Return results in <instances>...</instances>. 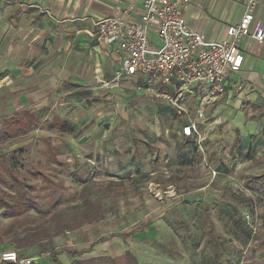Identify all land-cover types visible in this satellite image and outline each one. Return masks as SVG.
<instances>
[{"label":"crops","instance_id":"obj_1","mask_svg":"<svg viewBox=\"0 0 264 264\" xmlns=\"http://www.w3.org/2000/svg\"><path fill=\"white\" fill-rule=\"evenodd\" d=\"M249 1L190 0L183 14L191 30L208 41H222L227 39V28L238 22ZM143 2L0 0V135L7 137L3 135L2 123L5 120L24 113L31 125L51 122L49 127L56 129L61 139L58 141L56 136L49 135L42 142L47 141L55 152L58 167L65 164L69 172L93 173L96 175L93 181L114 183L109 188V195L114 197L119 209L125 207L127 201L139 202V196L145 198L144 187L152 190V184H157L154 188L167 184L164 179L175 175L171 167H166L168 162L170 166L173 164L171 153L174 149L175 155L179 152L183 161L187 150L189 159L195 154L190 149L195 144L181 137V142L177 139L175 148L171 147L169 138L157 128L158 121L150 125L140 115L131 120V111L136 107L148 113L152 111L156 116L158 107L161 113L173 111L164 102L153 101V97L137 93L135 86L140 82L139 77L115 80L120 67L116 47L96 38L98 19L119 15L131 8L128 19L138 23ZM254 2L251 31L257 22H264V0ZM240 50L243 55L241 69L229 75L226 95L210 108L207 122L201 127L204 126L208 132L230 131L240 140L236 150L243 158L239 165L244 174L243 189L255 197L253 199L258 205H264L260 193V187L264 186V46L244 37ZM232 110L243 111L246 122L243 131L229 124L218 127L211 124V119L219 117L223 111ZM171 127L173 132L175 123ZM18 134L20 132L11 137ZM229 148L231 150L232 145ZM220 149L216 144L208 152L209 157ZM3 156L0 153V158ZM194 178L192 176L191 180ZM252 178L256 179L255 185H246ZM212 179L205 180L199 188H189L187 199L195 198L193 192L209 189ZM130 181L133 192L123 194L120 191L122 183ZM161 189L157 191L161 197H155L159 201L170 197L167 192L163 197ZM148 201L145 198L143 203H139L147 206ZM149 213L146 208L142 212L131 211V214L126 212L120 216L117 213V216L122 223L129 215L133 216L127 219L130 225L123 226L126 228L124 231H131L137 221L145 225L151 223L154 219ZM117 216L112 220L114 223H118ZM103 222L71 232L65 240L69 244L65 249L71 252L88 248L92 243L88 239L91 232H95L98 239L106 238V234L111 232L107 233ZM118 234L123 233L117 231L115 236Z\"/></svg>","mask_w":264,"mask_h":264},{"label":"rangeland","instance_id":"obj_2","mask_svg":"<svg viewBox=\"0 0 264 264\" xmlns=\"http://www.w3.org/2000/svg\"><path fill=\"white\" fill-rule=\"evenodd\" d=\"M132 84L134 90V82ZM154 99L153 101L158 102V99ZM157 112L158 116L153 115L152 111L148 113L143 108L136 107L131 111V120H136L137 115H140L148 120L150 125L158 121L157 128L169 138L170 146L173 147L177 139L181 142L179 120L172 112H162V114L159 107ZM56 115L58 114L55 113ZM219 117L224 126L229 124L243 131L246 123L243 111H223ZM29 122L28 119L27 126L15 137L0 135V153L4 154L5 164L8 167L14 164L15 173L24 182L37 209L24 210L20 215L13 217L5 216L4 211L0 210V254L13 249L21 258L31 259L32 264H55L51 259V253H55L60 264H73L76 258L65 249V245H69L65 240L71 236V232H67L68 234L64 232L26 250L17 249L14 238L24 236L27 229L45 228L51 224L50 221L57 214L80 207L84 198L83 188H86L91 200L101 199L105 215L101 221L104 220L107 233L111 232V234H106V238L98 239L96 233L91 232L88 238L90 243L93 241L97 243L77 260L104 256L122 258L128 251L139 264H264V205L262 203L258 205L253 199L255 197L243 189L244 174L241 172L242 167L239 166L243 158L236 150L240 140L230 131L208 132L204 126L201 127L202 135L207 136L202 144L203 152L193 145L194 147L190 148L195 153L192 159H189L187 150L183 161L179 152L175 155L176 149L171 151L173 164L170 166L168 162L166 167L167 169L171 167L170 170H173L175 175H168L169 179H164L167 184H160L155 188L154 185L157 184H152V190L144 187L146 190L144 197L150 200L147 206L140 205L139 202L143 203L145 198L139 196V202L127 201L126 206L119 209L114 197L110 196L108 191L102 190L104 187L109 189L114 183L105 180L93 181L96 177L93 173L84 175L75 171L69 172L65 164L56 168L48 163L42 141L49 135L56 136L55 140L60 141V133L49 127L51 122L42 124L39 122L36 126ZM174 123L175 128L171 132L170 127ZM2 126L4 130L3 123ZM216 144L221 149L209 157L208 152H211ZM230 145L233 147L231 150ZM166 156L169 158L168 153ZM4 168L0 165V179L2 178L1 180L9 186L0 182V189L13 194L10 178ZM34 169H40L50 175L53 185L47 186L41 179L31 178L28 172ZM192 176L195 177L193 180H191ZM210 178H213L211 189L193 192L195 198L191 201L187 199L189 188H199ZM254 181L256 179L252 178L246 185L254 186ZM60 184L63 187H59ZM122 184L120 191L123 194L133 192L131 181ZM168 188H172L169 190H174L177 197L174 194L162 198L161 201L155 198L161 197L157 194L158 189H161L160 193L164 197V193L169 191ZM260 189L261 197L264 198V186ZM146 208L150 212V218L154 220L148 225L137 221L130 229L140 228V233L127 239L115 236L117 231L123 234L129 231V229L124 231L126 228L123 226L128 227L130 223L127 219L133 218L129 215L126 222L122 223L117 213L120 216L126 212L131 214V211L142 212ZM114 216L118 217V223L112 221ZM158 220L161 222L158 223ZM83 249L85 248L74 251Z\"/></svg>","mask_w":264,"mask_h":264},{"label":"built area","instance_id":"obj_3","mask_svg":"<svg viewBox=\"0 0 264 264\" xmlns=\"http://www.w3.org/2000/svg\"><path fill=\"white\" fill-rule=\"evenodd\" d=\"M190 0H144L139 22L129 21L130 9L96 22V38L116 47L120 67L114 79L139 77L136 91L163 101L180 122L181 138L191 140L200 152L205 136L201 125L206 111L227 92L230 74L241 69L244 37L264 46V22L254 20V0H250L237 23L226 30L227 39L208 41L191 30L183 11ZM222 124L220 117L211 119ZM168 195H174L169 190ZM68 234V233H66ZM0 264H32L13 249L0 254Z\"/></svg>","mask_w":264,"mask_h":264},{"label":"trees","instance_id":"obj_4","mask_svg":"<svg viewBox=\"0 0 264 264\" xmlns=\"http://www.w3.org/2000/svg\"><path fill=\"white\" fill-rule=\"evenodd\" d=\"M26 115L27 114L24 113L21 116H15L9 120H5V132L3 135L11 137L15 133L22 132L25 128V122L28 119ZM44 146L48 163L58 166L55 152L51 149L47 141L44 142ZM0 165L5 167L4 169L10 178V187H12L14 190L13 194H9L8 192L0 189V210L4 211V215L13 217L20 215L24 210H36V203L30 198L28 189H26L24 182L15 173L14 164L8 167L5 164V159L3 156L0 158ZM28 175L34 180L41 179L42 182L47 186L53 185L50 180V175L44 173V171L40 169L29 170ZM1 179L0 182L4 183L6 186H9L8 183ZM59 187L63 186L60 184ZM102 190L109 192L107 187H104ZM83 194L84 198L80 207L74 208L70 211L68 210L65 213L57 214V216L53 218L52 221H50L51 224L45 228L27 229L24 232V236L15 237L14 244L17 249L26 250L45 240L55 238L64 232H74L85 225L99 223L104 216L101 199L98 198L91 200L89 194L86 193V188H83ZM140 232L141 230L138 228L125 234H118L117 237L127 239L128 237ZM101 241H103V239H101ZM96 243L97 242L91 243L86 249L80 251L73 250L69 252L73 258H76L73 264H139L136 258L128 251L124 253L122 258H110L104 256L93 259L77 260V258L83 253H88L91 250V246ZM51 259L55 264H60L56 259L55 253H51Z\"/></svg>","mask_w":264,"mask_h":264}]
</instances>
